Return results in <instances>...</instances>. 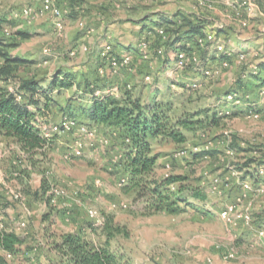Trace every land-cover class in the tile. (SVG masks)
Returning <instances> with one entry per match:
<instances>
[{"label": "rangeland", "instance_id": "rangeland-1", "mask_svg": "<svg viewBox=\"0 0 264 264\" xmlns=\"http://www.w3.org/2000/svg\"><path fill=\"white\" fill-rule=\"evenodd\" d=\"M33 1L0 0V65L4 62L2 53L23 60L14 64L12 85L30 78L48 85L60 72L74 74L76 84L61 92L54 90L55 101L41 122L76 119L90 125L84 110L92 103V89L96 94L114 93L117 97L131 89L143 100L155 97L172 102L176 119L194 116L192 119L200 122L194 130H185V144L165 138L152 142L153 153L159 158L151 179L169 175L187 178L188 202L180 204L184 211L177 215L150 214V192L129 191L121 185L123 178L129 180V174L124 166L125 137L118 132L110 133L97 125L100 138L104 136L110 142L103 145L96 140L98 144L91 147V141L75 129L47 139L45 148L34 154L23 152L14 139L0 137L3 227L26 241L18 255L6 258L7 263L64 264L55 243L69 233H82L103 242L101 228L111 216L128 232V236L118 235L112 240V250L121 264H264V254L242 238L250 237V232L259 235V227L255 221L238 218L248 210L255 218L260 211L264 215V194L254 192L256 186L264 185V172L259 168L257 173L254 170L255 177L244 178L246 170L238 168L253 155L240 146H264V86L251 75L254 65L264 59V15L249 17L241 7L243 0H79L81 7L64 17V31L59 34L48 16L31 24L14 17L15 10ZM250 1L262 7L259 0ZM151 11L169 16L205 15L209 32L218 33L228 50L246 52L247 61L241 63L234 57L228 69L208 79L193 69H177L173 48L165 47L163 55L147 57L133 46L139 49L147 32L134 31L133 26ZM129 21L131 24L125 26ZM110 29L121 34L106 36V32L111 34ZM152 41L159 44L157 38L152 37ZM120 43L135 53L118 48ZM109 47L114 53L135 55L133 64L129 68L110 65V60L101 57L112 50ZM203 53L207 59L215 50L211 47ZM148 75L151 80H146ZM257 75L264 77V71L258 70ZM197 77L201 86L194 90L190 84ZM235 87L250 96L249 104L255 109L250 111L248 103L242 104L233 109L246 112L232 114L225 97ZM223 111H229V116L212 125L214 115ZM81 139L86 141L85 151L74 152L75 142ZM195 148L217 154L196 157ZM246 184L253 190L248 191ZM191 189L203 193L205 201L193 198ZM16 194L24 199L15 198ZM230 206L236 209L224 218L222 213ZM94 211L98 218L92 217ZM20 220L28 226L16 231ZM91 223L96 230L89 227ZM229 251H234L233 258L228 257ZM0 254L6 257L4 252Z\"/></svg>", "mask_w": 264, "mask_h": 264}, {"label": "trees", "instance_id": "trees-1", "mask_svg": "<svg viewBox=\"0 0 264 264\" xmlns=\"http://www.w3.org/2000/svg\"><path fill=\"white\" fill-rule=\"evenodd\" d=\"M70 2L72 12L76 6L82 4L79 0H70ZM2 20L0 18V29ZM141 22L146 24L143 30L147 33L141 41L145 40L149 44V58H153L154 54L163 55L159 54V51H164L165 47L173 48L176 52V61L180 51H185L188 55L197 51L203 61L209 58L211 60L225 59L229 60L230 64L232 59L237 57V55L225 54L217 57L215 53L212 57L205 59L203 51L207 49L201 48L199 43V39L206 38L209 32L205 15L196 13L192 16L178 13L168 17L162 13H154ZM21 34L25 37L29 36L25 33ZM216 34L219 36L218 33ZM152 37L157 38L159 44L152 41ZM0 43H2L1 39ZM135 48L139 51L138 47ZM2 54L4 62L0 65V137L14 139L23 152L37 153L48 144V140L41 131L40 118L46 116L51 110L52 101H55L54 90L61 92L72 88L76 85L75 76L72 73L60 72L54 75L48 85H44L42 80L36 78L21 79L16 85H12L14 64L21 63L23 60L6 53ZM116 55L122 56L119 53ZM134 58L135 55H133V61ZM257 65L259 72L264 71V59L257 62ZM189 69L193 68L190 66L186 70ZM251 75L261 81V87L264 86V77L258 76L254 71ZM92 91V103L84 110L88 118L97 125L116 129L120 136L125 137L123 140L126 149L124 166L129 174V180L124 188L129 191H149L148 212L150 214L158 212L170 215L181 214L184 209L180 207V204L188 202L185 194L188 188L187 178L183 175H169L161 180L151 179L159 158L153 153L152 142L165 138L175 144H185L187 142L185 130H194L200 121L192 119L194 116L176 119L172 114V102L160 101L155 97L143 100L140 95H134L131 89H126L119 97L110 93L97 95L93 89ZM230 92L240 93L236 87ZM19 95L23 96V100L18 99ZM247 103L252 110L255 109L254 105L249 104L252 103L251 101L247 100ZM232 110L234 115L246 112ZM221 113L214 115L212 125L217 126L224 116L230 114L229 111ZM127 139L130 141L127 142ZM240 148L253 155L244 166L238 168L241 171L246 170L244 178L255 177L254 170L257 173L260 167H264V146L249 144ZM216 154V151L204 150L197 153L196 157ZM258 182H260L259 179ZM172 184H177V191L171 190ZM190 191L193 198L205 201L206 196L203 193L193 189ZM89 227L96 230L93 223ZM101 230L105 235V241L100 243L82 233L63 235L54 247L64 260V264H121L118 255L112 250V240L118 235L128 236L126 227L116 224L111 216H107ZM25 243V239L17 233L0 230V252L18 255ZM6 258L7 256L0 254V264H8Z\"/></svg>", "mask_w": 264, "mask_h": 264}, {"label": "built area", "instance_id": "built-area-1", "mask_svg": "<svg viewBox=\"0 0 264 264\" xmlns=\"http://www.w3.org/2000/svg\"><path fill=\"white\" fill-rule=\"evenodd\" d=\"M64 3V4H63ZM241 7L246 10L247 15L251 17L254 16H263L264 15V8L261 7L258 4H253L250 0H243L240 2ZM81 6H76L75 9H79ZM72 12V7L69 6V0H34L31 4L24 5L17 10L14 11V17L16 19H25L28 23L35 22L38 18L48 16L50 19V22L54 29L61 34L64 31V17L67 14H70ZM162 32V31H161ZM199 43L201 48L209 50L211 47L214 48L215 53L217 54V57H220L221 55L225 54L227 56H233L235 52L228 50V48L221 42L219 37L217 36L216 32H208L206 38H200ZM139 50L141 52H144L147 57H149V44L147 41L142 40L139 43ZM112 49V48H110ZM75 51H73L71 54L75 55ZM111 54V56H110ZM159 54H164L163 50L159 51ZM246 52H239L237 54V57L241 63H245L247 61ZM103 59L110 60L108 61L110 65L113 67H130L133 61V56L130 54L117 56L116 53H114L113 49L111 51H108V53H103L101 56ZM111 57V58H110ZM207 61H203L198 54L197 51L193 52L192 54L188 55L185 51H180L178 55L177 60V69H187L188 67H192L193 70L196 72H201L200 74L203 75L204 78L208 79H215L217 76L223 71L229 68L230 63L229 60L225 59H218L210 62V64H207ZM101 73H103V70H100ZM254 73H258V65H254ZM146 80H151V76H147ZM201 79L198 77L194 79L190 86L192 89L196 90L200 88L201 86ZM261 93L264 94V88L261 90ZM114 95V93H111ZM100 95V94H97ZM244 97V98H243ZM238 92H230L226 95L225 101L229 105L238 106L242 104H246V101L250 100V96H243ZM19 100H23V96H18ZM261 114H256L257 117H259ZM262 116V115H261ZM92 124V125H91ZM88 124H80L76 119H64L60 121L59 123H50V122H41L40 121V127L42 134L46 139H50L56 134H64L67 132H71L75 129H78L79 133L89 139L91 143L89 144L91 147H95L98 143H101L103 145L109 144L110 140L106 137H101L99 134L98 126L95 123ZM96 140H99L98 143H96ZM127 142L130 140L127 139ZM86 141L78 140L75 142L74 145V152L80 153L81 151H85L86 148ZM211 145H208L206 148L210 150ZM195 154L200 153L201 150L199 148H195L193 151ZM184 154V153H183ZM261 173L264 172V167H260ZM128 183L127 178H123L121 185L124 186ZM97 185H100L99 182H97ZM172 191H177V184H172L171 186ZM254 187V186H253ZM246 188L248 191L253 190L248 184H246ZM254 192H256L258 195L264 194V185H258L254 189ZM15 198L17 199H24V197L20 194H16ZM236 209L235 206H230L227 210H225L222 213V216L224 218H227L230 216L234 210ZM92 217L98 218V212L94 211L92 212ZM238 218H244L247 222H254L255 217L252 211L240 214ZM4 214L2 212V203L0 202V230H4ZM98 224H101L100 219H98ZM27 222L25 220H20L17 223V230H24L27 228ZM258 233L260 237L264 238V228H259ZM6 256L8 259H11L14 257L11 253H6ZM228 257L233 258L234 257V251L228 252Z\"/></svg>", "mask_w": 264, "mask_h": 264}, {"label": "crops", "instance_id": "crops-1", "mask_svg": "<svg viewBox=\"0 0 264 264\" xmlns=\"http://www.w3.org/2000/svg\"><path fill=\"white\" fill-rule=\"evenodd\" d=\"M25 1V0H24ZM259 3L262 5V7H264V0H259ZM71 8V7H70ZM152 12V11H151ZM157 12V11H156ZM156 12H152V13H148V14H146L144 17H142V19H145V17H147L148 15H153L154 13H156ZM166 16H168V17H172V16H169V15H166ZM48 19V18H47ZM47 19H44V23H46V25H47V23H48V21H47ZM142 21V20H141ZM138 22L137 24H135L134 26H133V29H134V31L135 30H139L141 33L144 31V32H146V30H143V27L146 25L145 23H142V22ZM49 23H51V22H49ZM131 24V22L129 21V22H127L126 24H125V26H129ZM148 24H150V22H148ZM51 25V24H50ZM47 29H49L50 27H49V25H47V27H46ZM101 32V31H100ZM110 32H111V34H109L108 32H106V33H104L106 36L108 35V36H112V34L115 32V35H120L121 33L116 29V30H111L110 29ZM123 32V31H122ZM104 34H102V36L104 35ZM129 35H131V33H129ZM121 39V38H120ZM133 46H135L136 47V44H134ZM118 48H121V49H123V51H125V52H134V49H132L131 47L129 48L128 47V45H126V44H124V43H120V44H118V46H117ZM134 47V48H135ZM109 48H111V47H109ZM115 50V49H114ZM241 52V51H240ZM239 53V52H238ZM238 53H235L234 55H237ZM234 59V58H233ZM232 59V60H233ZM261 83V81H259V83L258 84H260ZM241 95L242 96H244L242 93H241ZM229 106H232V108H231V110L234 108L233 107V105H227V107H229ZM249 106V105H248ZM241 110H245V109H241ZM252 110V109H251ZM91 122V121H90ZM91 123H93V122H91ZM101 128H106L107 130H109L110 131V133H112V132H117V130L116 129H114V128H110V127H106V126H101ZM115 141H120V140H118V139H116ZM124 150H125V146H124ZM258 214H259V217H256L255 218V225L257 226V227H259V228H264V215H263V212H258ZM260 214H262V215H260ZM249 232V231H248ZM248 234H250L251 236L249 237H247V238H245V237H242L243 239H245L246 241H250V242H252V245L253 246H255V248H258L257 249V252H259V253H261V254H264V238H262V237H260L259 235H256V234H251V232L250 233H248Z\"/></svg>", "mask_w": 264, "mask_h": 264}]
</instances>
